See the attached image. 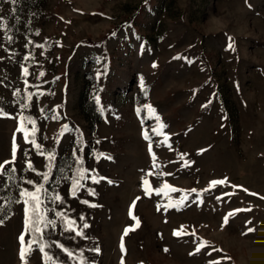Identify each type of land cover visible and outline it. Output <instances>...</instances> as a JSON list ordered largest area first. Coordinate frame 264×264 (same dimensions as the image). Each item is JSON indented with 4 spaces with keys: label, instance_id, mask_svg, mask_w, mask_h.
Here are the masks:
<instances>
[{
    "label": "rangeland",
    "instance_id": "374dc122",
    "mask_svg": "<svg viewBox=\"0 0 264 264\" xmlns=\"http://www.w3.org/2000/svg\"><path fill=\"white\" fill-rule=\"evenodd\" d=\"M0 264H264V0H0Z\"/></svg>",
    "mask_w": 264,
    "mask_h": 264
},
{
    "label": "trees",
    "instance_id": "16d2710c",
    "mask_svg": "<svg viewBox=\"0 0 264 264\" xmlns=\"http://www.w3.org/2000/svg\"><path fill=\"white\" fill-rule=\"evenodd\" d=\"M87 44H95L96 41L94 40H87L86 41ZM87 107V106H86ZM91 105L89 104L88 107H87V110H91ZM98 112V111H97ZM94 114V113H93ZM91 122L92 124H94L95 122V118L93 116V118L91 119ZM151 156L154 158V155L151 154ZM31 210H30V213H29V216H28V227H29V231H30V236L36 240L38 243L41 242V233H40V230L38 228V212H37V209L35 207V205L32 203L31 201Z\"/></svg>",
    "mask_w": 264,
    "mask_h": 264
}]
</instances>
